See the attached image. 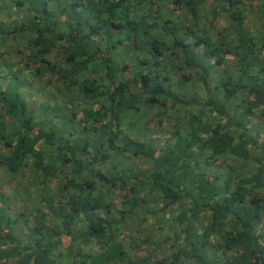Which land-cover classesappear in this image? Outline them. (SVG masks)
<instances>
[{
    "label": "trees",
    "instance_id": "1",
    "mask_svg": "<svg viewBox=\"0 0 264 264\" xmlns=\"http://www.w3.org/2000/svg\"><path fill=\"white\" fill-rule=\"evenodd\" d=\"M207 1L0 0V264H264V0Z\"/></svg>",
    "mask_w": 264,
    "mask_h": 264
},
{
    "label": "rangeland",
    "instance_id": "2",
    "mask_svg": "<svg viewBox=\"0 0 264 264\" xmlns=\"http://www.w3.org/2000/svg\"><path fill=\"white\" fill-rule=\"evenodd\" d=\"M206 4H207V7H205V9L208 10L209 7H210V5L212 4V0H208ZM253 16H255V15H253ZM220 21H221L220 27H222V25H225L226 27H228V25L230 24V23L228 22V19L225 20L224 17L221 18ZM255 21H256V20H255ZM18 40L21 41V39H18ZM3 48H4V47H2L1 49L4 50ZM36 101H37V100H34V102H35L34 105L38 106L39 104H38ZM15 181H16V183H20V182H18V179H17V178L15 179ZM13 183H14V182H13ZM35 188H36V187L31 188V189H32V190H31V191H32L31 193L35 192V190H34ZM21 189H23V186L20 185V190H21ZM31 195H32V194H31Z\"/></svg>",
    "mask_w": 264,
    "mask_h": 264
}]
</instances>
